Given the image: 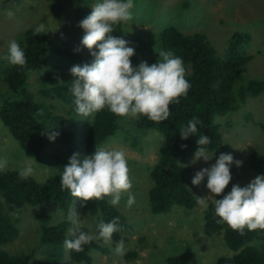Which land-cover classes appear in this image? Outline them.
Masks as SVG:
<instances>
[{"label":"trees","instance_id":"1","mask_svg":"<svg viewBox=\"0 0 264 264\" xmlns=\"http://www.w3.org/2000/svg\"><path fill=\"white\" fill-rule=\"evenodd\" d=\"M63 1L48 0V7L55 17L62 12ZM90 1L77 0L73 15L75 21L80 22L87 17L83 18L81 14L89 13ZM36 27H28L16 36L15 41L24 50L27 61L23 69L9 62L6 58L8 49L5 56L0 58V121L27 156L37 162L52 158L56 166H65L73 153H79L77 158L82 163L86 156L95 153L96 146L100 147L118 132L130 134L134 140H138L125 125V121H122V117L109 111L107 106L90 117L77 114L75 97L70 91L75 77L69 70L74 65L91 63L94 57L89 51L83 53L79 41L73 40L64 46L50 45L43 33L34 35ZM113 28L112 35L122 38L124 31L121 25L115 24ZM158 36V41L154 44L156 53L144 61L156 63L161 59L158 54L160 51H172L182 58L186 69L185 78L191 87L186 96L179 97V105H169L170 116L167 120L156 123L144 115L133 120L137 127L155 130L162 135L163 144L159 157L149 171L153 185L148 189V196L153 214L166 213L173 205L188 209L196 206L200 199L187 187L190 169L183 165L185 158L198 150L197 140L201 134L210 137V143L203 146L207 152L216 150L222 143L218 116L234 111L247 98H257L261 93L264 94V73L246 83L241 82L243 69L254 59L247 50L251 41L249 32L233 31L223 56L217 54L215 47L200 31L184 33L177 26L167 24L161 28ZM77 48L79 51H76ZM47 65L50 67L45 69ZM35 72L38 81L35 92L45 99L68 105L66 114L54 112L52 105L35 98L34 92L28 88V78ZM194 117L200 122L196 125L197 133L182 139L180 130L187 127ZM65 124L68 126H64ZM259 125L264 132V123L260 122ZM48 130L60 133L55 141H50L42 134ZM84 130V139L78 141L76 134ZM48 144L54 150L45 156L44 148ZM263 156L259 151L253 150L249 157L251 169L259 174H264ZM19 170L11 168L0 171V244L11 242L16 236L18 229L9 213L16 212L25 205L50 204L59 208L63 216L55 223H49L44 212L37 215L40 227L38 246L13 254L0 247V264H61L66 256L74 262L91 264L92 251L107 252V247H102L94 240L83 245L84 250L81 252L68 250L64 246L66 239H73L68 213L75 201L81 206L82 204L79 198L71 197L67 190H61L60 174L63 170L44 182L38 181L33 175L21 180ZM205 182L206 179L203 178L200 183ZM223 195L217 199L223 198ZM109 200L110 197H105L103 200L89 201L82 207L91 216L98 214L104 223L119 217L118 223L122 230L113 234L112 242L127 241L130 225L124 214L112 206ZM216 219L219 218L214 216V206L209 202L204 207L203 230L208 236L222 233L225 244L232 253L218 256L212 264H264V230L248 231L245 228V234L240 235L226 223L217 224ZM81 231L89 232L84 225ZM136 256L133 249L127 250L124 255L125 259ZM192 256L191 246L186 245L180 254L165 257V264H195Z\"/></svg>","mask_w":264,"mask_h":264},{"label":"rangeland","instance_id":"2","mask_svg":"<svg viewBox=\"0 0 264 264\" xmlns=\"http://www.w3.org/2000/svg\"><path fill=\"white\" fill-rule=\"evenodd\" d=\"M101 2L102 0H91L89 13L81 14L83 18L91 13L92 7ZM62 3L64 8L59 16L55 17L48 7V0H0V58L5 56L9 42L16 40L19 32L41 23L48 30L43 34L50 45L64 46L73 40L81 43L84 30L78 26L79 21L73 18L77 0H64ZM9 11L13 13L11 17L8 15ZM131 11L130 21L117 24H120L124 31L122 38L130 42L127 46L135 49V54L130 57L133 66L156 53L154 44L158 41L159 31L164 25L173 24L184 33L203 32L219 56L224 55L228 38L233 31L249 32L251 41L247 50L254 59L243 69L241 82L246 83L264 73V0H134V8ZM81 50L83 53L89 51L82 44ZM49 67L50 65H47L45 69ZM28 82V88L34 92L36 99L52 105L54 112L66 114L68 105L45 99L35 92L38 87L36 72L30 74ZM134 119L122 117V121H125V125L138 140H134L130 134L118 132L100 147L107 151L123 150L126 155L128 175L132 183L130 191L135 197V203L131 208L127 207L128 195L125 193L115 207L124 214L130 225L126 235L128 240L122 241L123 247L126 251L133 249L137 256L133 259L120 257L115 249L121 242L113 243L111 240L106 244L102 239H95V242L110 251H92L91 264H165V257L180 254L186 245L192 248L195 264H212L218 256L230 255L232 251L225 244L222 233L210 236L205 234L204 205L197 203L192 209L173 205L168 212L159 214L150 211L148 189L153 182L149 171L159 157L163 140L159 132L143 130L134 125ZM217 121L221 123L222 143L216 150L207 152L210 159H195L196 151L189 154L183 162V165L190 169L187 187L207 204L211 202L207 199L210 194L206 187L207 175L204 176L206 182L199 185H193L192 178L197 171L215 164L221 153L231 154L234 160L242 161V165L237 167L233 163L230 166L232 179L224 193L216 198L231 191L232 184L244 187L245 182L261 175L251 169L249 157L253 150L264 155V132L259 125L260 122L264 123V94L261 93L257 98H247L246 102L239 104L234 111L218 116ZM85 134V130L76 134L78 141L84 139ZM52 150L54 148L48 144L44 148L45 156ZM0 159H7V169H22L26 161H31L34 169L32 175L40 182H44L64 167L56 166L52 158L37 162L27 156L1 121ZM42 212L48 217L49 223H55L63 216L59 208L50 204L25 205L15 212V216L9 213L18 232L11 242L0 244L1 249L13 254L38 246L40 227L37 215ZM68 216L71 228L72 221L76 219L88 228V234L98 235L97 225L103 221L98 214L89 215L78 201L74 202ZM61 264L86 263L74 262L66 256Z\"/></svg>","mask_w":264,"mask_h":264},{"label":"clouds","instance_id":"3","mask_svg":"<svg viewBox=\"0 0 264 264\" xmlns=\"http://www.w3.org/2000/svg\"><path fill=\"white\" fill-rule=\"evenodd\" d=\"M133 8L134 0H102L79 22L78 26L84 30L81 44L89 50L94 60L83 66L74 65L69 70L75 77L70 91L75 97L78 115L90 117L107 106L109 111L120 117L137 118L144 115L150 121L161 123L170 116L169 105H179V97L187 95L191 85L185 78L186 69L181 57L170 50L160 51L158 54L161 59L156 63L141 61L133 66L130 57L135 54V49L127 46L129 41L112 35L113 25L132 19ZM8 15L11 17L13 13L9 11ZM47 32L43 23L34 29V35ZM6 58L21 69L27 64L24 50L15 40L9 42ZM198 123L195 117L190 120L187 127L180 130L181 138L187 139L189 134H196ZM42 134L50 141H55L60 135L58 131L51 130ZM197 143L199 148L195 159L203 157L208 161L210 157L203 146L210 143V137L201 134ZM78 156L79 153H73L68 164L63 167L60 174L62 191L67 190L71 197L79 198L82 206L105 197H110L109 203L117 206L122 195L127 193V207H132L135 197L130 191L132 183L123 150L107 151L96 146L95 153L86 156L82 163ZM233 163L237 167L242 165V161L234 160L231 154L221 153L215 164L195 173L192 184L199 185L207 175L206 187L210 190L207 199L214 206V216L219 218L215 221L217 224L226 223L240 235L245 234V228L248 231L264 230V174L257 175L244 187L232 184L231 191L221 199L216 198L224 193L232 179L230 166ZM7 165V159H0V171H6ZM33 172L32 162L26 161L18 175L24 180ZM198 203L207 207L203 199L198 200ZM118 222L119 217H114L108 223L100 222L97 225L98 235H91L81 231L82 223L74 219L70 230L73 239H66L64 246L68 250L81 252L84 250L83 245L95 239L110 243L113 234L122 230ZM115 251L120 257L125 255L122 242Z\"/></svg>","mask_w":264,"mask_h":264}]
</instances>
